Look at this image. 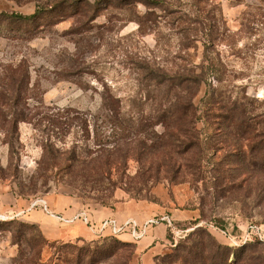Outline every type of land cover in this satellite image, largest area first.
<instances>
[{
    "label": "rangeland",
    "instance_id": "obj_1",
    "mask_svg": "<svg viewBox=\"0 0 264 264\" xmlns=\"http://www.w3.org/2000/svg\"><path fill=\"white\" fill-rule=\"evenodd\" d=\"M65 1L72 0H0V15L65 5L29 24L0 18V224L34 225L23 216L43 209L40 200L49 209L50 200L71 196L86 207L137 201L151 206L157 219L197 210V226H170L166 253L196 227L233 252L248 234L246 243L264 241V173L228 175L244 182L237 194L213 180L220 174L215 163L232 166L230 152L245 143L218 125L219 106L208 104L213 94L243 103L250 115L264 113V0H163L150 9L132 0H98L96 15L85 18ZM147 12L141 29L137 16ZM207 66L212 72L194 99L202 118L199 142L209 148L197 175L186 166L189 155L182 147L177 152L176 138L162 139L166 131L157 122L168 102L183 95L165 76H193ZM107 97L119 114L113 128L102 116ZM14 112L24 117L16 130ZM17 201H24L23 212L13 209ZM37 234L36 228L1 226L0 264H40ZM53 253L46 246L41 262Z\"/></svg>",
    "mask_w": 264,
    "mask_h": 264
},
{
    "label": "trees",
    "instance_id": "obj_2",
    "mask_svg": "<svg viewBox=\"0 0 264 264\" xmlns=\"http://www.w3.org/2000/svg\"><path fill=\"white\" fill-rule=\"evenodd\" d=\"M98 2V0H95ZM121 1V0H117ZM70 6L79 7L78 14L80 17H87L86 15L91 13L93 17L96 15V11L101 7V3L98 2V6L92 5L91 2L85 0H72L65 1ZM163 0H132L130 5L142 4L146 8L150 9L156 7V5L163 4ZM68 5V7H70ZM65 5L59 3V6H55L50 9H39L32 15H22V14H2L0 18H5L10 21V23H32L40 18V16L45 14L54 13L55 10L64 7ZM94 10H93V9ZM78 9V8H77ZM150 12H147L143 17L137 16L140 24V28L143 29V20H148ZM91 17V16H90ZM212 72L210 66L204 67L200 74H194L193 76H171L166 77L165 81L173 88H181V95L176 96L175 102L170 101L167 104L166 113L161 117L162 121L159 120L157 124H162L165 128L166 133H164L165 139L171 141L176 138L181 146H178V153L182 154L181 147L184 154H188L186 159V166L191 167L195 173L201 174L200 169L203 166L202 158L206 153H208L207 146H203L199 142V131L198 123L202 121V118L197 114V108L195 106V96L197 95V88L201 86L207 75ZM206 80V79H205ZM12 82L15 83L13 79ZM211 94V93H210ZM218 96L214 99V95L211 94L208 98V104L211 106L218 105L220 113L215 114V117L221 118L219 124L221 128L229 129L233 134L234 141L237 140L240 146L230 152L231 165H228L227 160H221L216 164L214 171H217L220 178H213L217 184L224 186L223 189L229 191L230 193H236L243 190L244 182H239L236 177L233 176L236 172L244 170H252L251 172L259 174L264 173V113L250 115L243 103H239L236 100L229 99L227 102H222L219 100ZM10 102H12L10 100ZM18 101H13V103ZM211 110V108H210ZM66 111L65 113H69ZM102 115L106 123L112 128L119 125V114H116V101L112 97H107L104 100ZM210 111H208L209 119ZM220 114V115H219ZM16 115V116H15ZM13 119V128L15 130L18 127L19 122H23V115L14 114L11 116ZM6 121V120H4ZM75 121V119L70 120L68 124ZM126 123L131 125V119H123ZM10 123V122H9ZM88 123V122H87ZM140 121V124H143ZM56 124V123H54ZM86 125V124H85ZM9 134V133H8ZM175 137V138H174ZM182 139V140H180ZM12 147V140L7 142ZM171 148V147H170ZM214 154V153H213ZM212 154V155H213ZM213 157V156H212ZM251 157V158H250ZM214 161V158L210 159ZM247 160V161H246ZM212 163V162H209ZM108 165L106 164L105 168ZM180 167V166H179ZM104 168V169H105ZM171 170L176 169V164L170 166ZM200 171V172H198ZM230 175V176H228ZM200 180L204 178H198ZM258 188V192L261 191ZM247 191V190H245ZM243 192V191H242ZM257 192V191H256ZM257 192V193H258ZM261 194V193H260ZM259 196V195H258ZM102 206H107L105 202H101ZM193 224L196 226L201 222L198 218L193 220ZM19 225L26 229L39 230V234L34 235V241L39 245V252L37 254L38 263L40 264H53L55 260L56 264H131L134 253L135 245L132 243L124 242L114 236H100L98 241H77V242H50L47 240L41 229L37 225H28L20 222H11L10 224H0L3 225ZM39 228V229H38ZM171 229L169 227L168 238L170 239ZM20 237L26 235L25 232L21 233L20 230L17 231ZM49 247L54 253L51 255L50 259L46 263L41 262V257L44 252L45 247ZM234 254V260L230 262L231 255ZM156 264H264V241L258 237H255L252 242L245 243L238 247V249L233 252L230 248L219 244L214 237L207 231L206 228L196 227L193 232L188 234L185 239L170 249L169 253L164 254L156 258Z\"/></svg>",
    "mask_w": 264,
    "mask_h": 264
},
{
    "label": "crops",
    "instance_id": "obj_3",
    "mask_svg": "<svg viewBox=\"0 0 264 264\" xmlns=\"http://www.w3.org/2000/svg\"><path fill=\"white\" fill-rule=\"evenodd\" d=\"M17 202V208L13 209L18 212L24 209L21 208L24 207V201ZM50 202L51 208L49 210L57 216L72 218L77 214L85 213L88 215L89 220L96 224L111 218L116 219L119 223L133 219L143 224L158 216L151 206L133 200L117 202L111 206L98 205L96 207L81 205L71 196H61L59 199L50 200ZM23 217L28 222L37 225L44 237L52 242L94 241L100 238L84 222L79 220L67 224L56 217L46 215L43 209L32 210L31 213ZM168 217L172 223L190 222L198 219L199 213L197 210H184L168 215ZM168 232L169 226L163 222L153 227L150 233L141 240H133L128 233L120 235L118 239L135 245V253L131 264H156V258L164 255L171 246Z\"/></svg>",
    "mask_w": 264,
    "mask_h": 264
},
{
    "label": "built area",
    "instance_id": "obj_4",
    "mask_svg": "<svg viewBox=\"0 0 264 264\" xmlns=\"http://www.w3.org/2000/svg\"><path fill=\"white\" fill-rule=\"evenodd\" d=\"M39 202L43 206L44 211L48 215L56 217L60 221L67 223V224H71V223H74L80 220L84 222L94 234L99 235V236H105L106 234H108L110 236L119 237L120 235L124 233H128L133 240L138 241L144 238L145 236H147L151 228L163 222L167 223L169 227L172 226L173 224L169 217L150 219L144 222L143 224H140L136 220H133V219L126 220L123 223H119L116 219L111 218V219L104 220L100 224H96V223L91 222L88 218V215L85 213L77 214L73 216L72 218H63V217L57 216L50 212L45 200H40ZM35 205L36 203L33 204V207ZM223 233L225 234L226 237L231 239L232 242L235 243V245H239L235 241L236 239H234L233 237L231 238V234H229L228 232H223ZM249 237H250L249 234L246 235L244 239V243H246L249 240Z\"/></svg>",
    "mask_w": 264,
    "mask_h": 264
}]
</instances>
